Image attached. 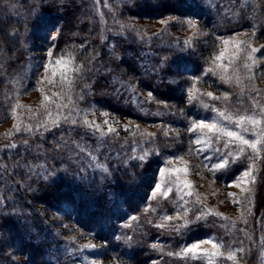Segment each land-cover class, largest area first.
<instances>
[{
  "label": "trees",
  "instance_id": "obj_1",
  "mask_svg": "<svg viewBox=\"0 0 264 264\" xmlns=\"http://www.w3.org/2000/svg\"><path fill=\"white\" fill-rule=\"evenodd\" d=\"M168 17L192 19L199 24V32L200 28H203L208 33L203 34L200 42L194 43L192 48L185 52L180 48L159 47L154 38L151 46L159 47H156L157 58H165L166 61L165 67L160 72L163 76L156 78L155 74L150 75L146 71V67H139L137 62V59H143L137 51L143 45L138 40L141 36H136L135 30L131 28L125 30L122 27L139 29L134 21H158ZM180 25V23L170 24L165 37L180 39L179 34H182L179 33ZM243 31L254 32L259 36V40L264 42V0H0V123L12 116L8 105L11 101V93L17 86L14 83L20 82L18 92L14 93L15 98L21 91H26V88H29L27 92L39 90L38 84L33 82L28 73V68L39 59L40 54L52 50L54 56L68 57L74 61L70 82L62 86L58 83L57 93L63 100V107L69 104L82 116L84 111L91 112L90 110L93 109L111 113L121 122L126 119H138L142 124H161L181 128V125L185 127L187 123L189 125L190 120H218L232 128L234 126H231V121L221 117L219 111H224L228 116L264 113V100L258 96L264 63L250 67V59L244 52L246 55L240 64L241 68L237 70L241 77L234 82H230L231 77H228L225 82L220 73L210 68L209 57L213 59L216 56L215 49L223 38ZM117 33L124 35L116 36ZM52 35H56L57 39H51ZM120 74H124V78L129 77L130 82L135 86L147 87L156 98L172 103L176 107L172 109L156 107L162 109L160 111L163 115H155L149 112L155 110L154 105H146L145 109L148 112L143 113L138 110L132 111L131 106L118 104L117 102H121L124 98V93L116 94L118 84L112 81V75ZM179 75L186 76L190 82L195 80L199 85L198 88L208 90L212 93V97L202 92L201 95H191L188 91L180 89L181 82L176 81V78H180ZM153 79L161 80V83L155 85ZM225 94L228 95L227 100L223 99ZM253 101L257 104L254 105ZM205 104L208 108L204 107ZM213 108L218 111H213ZM63 111L66 113V107ZM182 116L184 117L181 118ZM65 125L57 129L53 128L45 134L41 132V126L32 128V132L23 134L29 141L28 146L33 147V150L28 149L26 153H22L18 152L21 149L17 147L18 151L14 150L11 154L7 151L2 156L0 183L5 189L6 196L10 194L14 197L16 207L35 213L38 211L37 206L42 204L54 211L67 214L80 226L88 228L93 239L106 243L104 256L108 257L106 260L109 261H121L126 264H205L202 259L190 260L179 257L177 253L185 244L209 236L215 241L220 239L225 251L228 249L224 247L226 244L234 237H237L235 242L239 238L243 257L247 259L248 264H252L248 235L260 234L261 231L259 218L263 216L264 210V148L258 176L256 206L248 225L240 224L236 231L227 232V228L223 230L222 227L217 231L216 229L220 228L216 227L224 225L225 221L215 215H201L198 216L199 220L195 219L182 231L167 226L151 227L147 231V236L137 233L135 239H126L121 236L123 229L119 231L116 221L120 216L123 218L130 215H145L142 213L143 210L155 202L148 199L146 188L143 186L147 183L149 172L158 164V155L167 153L166 148L163 149L164 143H158L157 147L165 152H158L141 162L126 159L125 155L129 152L125 151L126 144L123 138L111 142L112 149L123 156L113 161L118 164L117 173L113 178V184L117 183V185L111 187V192L107 194L103 192L100 201L95 199L97 202L95 204L104 214L100 216L101 220L97 218L96 210L91 211L92 206L89 207L80 195L79 181L82 180L78 179L80 177L76 173L78 165L72 155L74 150H79L76 143L88 139L89 133L78 125L73 127ZM195 132L189 133L188 148L193 151L197 162L217 183L227 186L238 180L243 171L249 169L248 154L237 156L233 146L229 145L225 148L223 136L220 135L221 139L217 142L214 139L215 135L209 133L206 134L209 138L205 144H197L196 140L192 139ZM120 133L125 137L126 131ZM10 140L11 137H0V146L8 144ZM104 140L110 141L109 136L105 135ZM230 152L232 155H228ZM43 153L48 155L46 158L50 161H47L50 162L60 181L51 183L38 176L33 177L35 181L31 178L30 180L21 178L22 171H15L17 165H20L19 162L22 163L21 165L26 164L25 161L30 162L29 160L36 163V159H43L41 158ZM11 158L12 162H10ZM224 160L228 161L224 168L213 167L217 163H223ZM8 163L9 165L13 163V168L7 166ZM124 185L128 186L129 190ZM120 191L125 193V197L117 196ZM22 195L30 196L31 199L27 197L28 199L25 200ZM109 197H113V203L109 201ZM112 204L119 205L116 212H111ZM156 207L158 212L166 210L169 213L183 209V205L176 207L165 203H160ZM126 209L127 212H124ZM86 215L90 218L93 216L94 220L91 219V224L88 222L90 218L84 220L85 217L88 218ZM13 217L8 222L4 221V224L0 223V228L3 234L4 228L5 231L9 229L12 233L7 237L21 245V251L15 249L17 254L20 252L28 256L33 251L40 252L39 249H34L35 245L22 239L25 235L28 236L29 241L31 235L27 229H22L21 221L14 222ZM105 219H114L112 221L114 225H108L112 226L108 233H105V229L100 226L103 221L106 222ZM154 221L160 219L156 218ZM112 232H117L113 239L112 236H108L110 233L112 235ZM156 240L158 245L151 247ZM7 244L12 246L8 240ZM37 247L39 248V245ZM40 258L41 256L38 259ZM154 260L157 261L153 263Z\"/></svg>",
  "mask_w": 264,
  "mask_h": 264
},
{
  "label": "rangeland",
  "instance_id": "obj_2",
  "mask_svg": "<svg viewBox=\"0 0 264 264\" xmlns=\"http://www.w3.org/2000/svg\"><path fill=\"white\" fill-rule=\"evenodd\" d=\"M189 20L194 21L192 19H181L176 17H168L158 21H134L138 24L140 30L135 27L121 26L125 30L131 28L135 30L134 32L136 33V36H141L138 40L143 45L137 51L139 56L143 59H137L139 67H146V71L149 72L150 75L155 74L156 78L163 76L160 72H162V69L165 67L166 61L165 58H157V45L156 47L151 46L154 42V38L158 42L159 47L164 46L165 49H168V47L172 49L180 48L184 52L187 49H191L194 43H199L202 35H206L207 31L205 32L203 28H200L199 32V24L194 21V24L190 25L188 23ZM173 23L181 24V27H179V33H182L179 34L181 37L180 39H170L165 37L169 30L168 27ZM120 35L123 36L124 33L116 34V36ZM225 40L229 41L227 45L223 43ZM223 41L219 42L218 48L215 49L216 51L214 50L216 56L213 59L209 57V61L211 60L209 65H211L210 68L220 73L221 77H224L222 79L225 82L228 77H231L230 82H234L235 79L241 77V74H238L237 70L241 68L240 64L246 54L252 57V59H250V67L259 66L261 62L264 63V51L262 50L264 49V42H261L259 36L254 32L243 31L231 37L223 38ZM127 42L129 43V41ZM253 48L259 49V51L253 53L251 51ZM221 50H225V56L223 60L218 61L216 57L220 54ZM244 52H246V54ZM49 53H51V55H49ZM40 56L38 60L34 61L35 65L33 63L28 68V73L33 82L35 81L36 84H38L37 89L39 90H30V92H27L29 88H26V91H21L15 98L14 93L18 92L19 89L17 88L20 82L14 83L17 86L11 93V101L8 105L12 116L7 121L0 123V137H11L8 144L0 146V165H2L1 158L7 151H10L9 154H11L14 150L15 152L18 151L17 147H19L21 150L18 152L26 153V150L34 149L33 147L28 146L29 141L25 139L23 134L24 132H28L26 131L28 127L37 128L45 122L50 123L53 119H59L61 126L66 124L63 121V117L71 112L72 118L77 120L76 125L89 133L87 134L88 139H85L81 143H76V145L79 144L80 147H83L85 151L80 152L79 150H74V153H72L73 158L75 159L74 161L76 165H78L76 171L77 175L80 176L78 179L82 180L79 181V183L81 182L79 188L81 192L85 194L83 195L80 192V195L86 200L89 207L92 206L91 211L94 209L96 210V215L99 219H101L100 216H104V214L101 212L99 206L95 204V199L100 201L102 199L101 194H104L103 192H106L107 194L112 191L111 187L117 185V183L113 184V178H115L117 173L116 167H118V164L113 161L123 156L118 153V151L112 149L113 145L111 142L119 141L123 138V142L126 144L125 151L129 152L125 155L126 159L142 155L144 151L150 153L148 158L158 152H165L157 147L158 143H164L163 149L166 148L167 153L165 155H158V164L151 172H149L147 183L143 186V188H146L145 192L148 199L151 202H155L149 207L147 206V209L145 208L143 210L142 213H145V215L142 214L143 216L130 215L129 217H118L116 224L120 228L119 231L123 229L121 234L122 237L126 239H135L137 233L142 234V236H147V231L151 227L163 228L167 226L174 228L176 231H182L183 228L191 225L196 217L201 215H215L219 219L225 221L224 225L222 224V226L220 225L216 227L220 228L216 229L217 231H220L221 227L223 230H226L227 228V232H230V230L236 231L240 224L246 226L250 223L256 206V196L259 185L258 176L262 163V150L264 148V113L261 115L230 116L232 118L231 126H234L232 128L223 125V122L218 120H203L206 123L215 122L219 127L235 131L245 139L261 140V143L257 145L259 150L258 153H254L248 146L241 145L240 141L236 138H228L220 133H217L214 136V134L211 133L215 140L216 135H221L224 137L225 143L232 141L229 145L235 148L234 152L237 156L248 154V157L250 158V166L248 168H251V175L254 182H250L247 178L241 180V175L238 179L240 180L238 185V180H235L229 185L224 186L217 183L212 178L204 167L197 162L193 151L188 148L190 140L189 133L191 132L189 129L191 128L192 123L200 120H190L189 125L188 123L186 125L187 128L183 125H181V128L178 126L177 128H174L169 125H152L151 123L142 124L138 119H126L124 122H121L120 119H117L116 116L111 113L100 110L95 111L93 109L90 110L91 112L84 111V115L82 116V114L76 113L75 108L73 106L70 107L69 104L66 106L65 113L63 111L65 107L62 105L63 100L59 98L57 93V88L59 87L57 85L59 83L60 86H62L63 84H68L70 82L74 61L68 57H56L53 55L52 50H47L40 54ZM58 59L61 60V64L59 65L55 63ZM123 76L124 74L117 76L112 75V81L118 84L116 94L120 95L124 93V98H122L121 102H117L118 104L126 107L131 106L130 108L132 111L138 110L143 113L148 112V110L145 109L146 105H154L155 110L149 112H152L155 115H163L160 111L162 109L156 107L162 106L167 109L176 107L172 103H166L164 100L156 98L147 87L145 88L141 85L135 86L134 83L130 82L131 80L129 77L128 79ZM187 79L186 76L176 78V81L181 82L179 86L180 89L188 91L191 95H201L202 93L208 95V93H211L208 90L205 91L201 88L199 89V85L195 80L190 82ZM29 81L31 82V79ZM152 81H154V79ZM159 83H161V80L154 81L155 85ZM258 87V96L264 100V71ZM20 88L23 89L24 87ZM149 93H151V96H149ZM46 96L48 97L47 100H45ZM57 105H60L61 107L57 108ZM240 116H244L245 120L238 127L235 121ZM183 117L184 116L181 118ZM248 117L259 121V123H251ZM85 119L90 123L100 125L99 131L93 133L91 129L84 126L83 121ZM105 121L108 123L105 124ZM65 126L73 127L75 125L66 124ZM109 127L114 129V131L108 132ZM40 130L43 134L49 132L45 131L43 127H41ZM120 131H126L125 137ZM194 131L196 132L194 133V138L192 136L193 140H197L199 137L201 139V144H205V142L208 141L207 138H209V136L206 134H209V132L206 129L203 131ZM101 133H104L103 137H101ZM165 133H167V135H165ZM105 135L109 136L110 141L104 140ZM89 138L91 140H89ZM111 139L113 140L111 141ZM25 141H27V143H25ZM10 145H15V147H10ZM239 147H243L245 151L241 153ZM10 156L12 157L14 155ZM47 156L46 153H43L41 157L43 159H36V163H32V161L29 160L30 162L27 163V161H25L26 164L21 165L22 163L19 162L20 165H17L15 171H22L21 178L29 180L31 178V180L35 181L36 179L33 177L38 176L43 180L56 183L60 181L59 176L55 173L54 169L51 168L50 162H48L50 160L46 158ZM92 156H95L96 160H92ZM170 161L171 163H169ZM10 162H12V158L10 159ZM98 165L107 167L108 172L105 173L103 167H99ZM7 166L13 168L14 164L11 163L9 165L8 163ZM160 169L166 170L164 176L159 175ZM178 169L180 171H177ZM45 176H47V179H45ZM144 180H146V178ZM156 183L161 184V191L153 195ZM33 187L36 188L35 186ZM2 188L3 187L0 183V200L3 201L0 203V223L4 224L5 222H8L13 216L15 219V221L13 220L14 222L20 223L21 221L22 229H27L28 233L33 238L30 237L28 241V236L26 237L23 235L22 239L35 245L36 248L34 247V249H39L40 252L36 253L37 251H33L28 256L20 252L17 254L16 250L21 251V245L16 244L15 240L9 238L10 233H12L9 229H6L5 231L4 228L3 234L0 228V264H126L121 261L106 260V258H108L104 256V250L107 246L106 243H104V241L101 242L100 240H96L95 238L93 239L92 234L87 230L88 228L80 226L74 221V219L67 216V214L59 213L58 211H54L42 204L37 206L38 211L35 213L28 209H23L22 207H16L13 200L14 197L10 194L9 196H6L5 189ZM125 188L128 189V186H125ZM169 188L172 189L171 192H169L167 196L163 195V193L168 191ZM123 191H120L117 194V196H120L119 198L125 197L124 195L126 192L124 191V193ZM189 193L191 194L189 195ZM22 197L25 200L28 199L27 197L30 198V196L26 197L25 195H22ZM109 198V201L113 203V197ZM121 200L122 199H119V201ZM160 203L170 204L176 207H178V205H183V209L173 213H169L166 210L158 212L156 206ZM118 206V204H112L111 212H116ZM67 209L69 210L68 207ZM124 212H127V209ZM169 216L172 217L171 220L167 219ZM89 218V216L88 218L85 217L84 220L86 221V219ZM156 218L160 219V221H154ZM91 219L94 220L93 216H91L88 221L90 224L92 222ZM105 220L106 222L103 221L100 226L102 229H105V233H108L110 231L109 228L112 227L108 225H114L112 224L114 219ZM259 220L261 227L260 234L256 233L248 235L253 259L251 262L252 264H264V210L263 216L259 218ZM115 233L117 232H112V235H110V233L108 236H112L113 239L116 236ZM8 235L9 237H7ZM236 238L237 237H234L230 243L224 246L225 248H228L226 251L222 248L223 245L221 244L220 239L215 241L209 236L203 239H197L192 243L185 244L178 253H181L186 246H190L193 243L203 240H211L216 243L218 247L213 249L211 244H205L202 245L201 248L202 250H206V254L204 252H198L196 255L184 254L179 255V257L188 258L190 260L202 259L205 264H248L247 259L243 257L244 253L242 254V251L240 252V246L242 247V244L240 245L239 238L237 239V242H235ZM7 240L8 243H12V246L7 244ZM38 245L39 248L37 247ZM157 245L156 240L151 247ZM229 246L231 247L229 248ZM230 254H232L231 259L228 258ZM40 256L41 258L38 259ZM156 261L157 260H154L153 263Z\"/></svg>",
  "mask_w": 264,
  "mask_h": 264
},
{
  "label": "snow or ice",
  "instance_id": "obj_3",
  "mask_svg": "<svg viewBox=\"0 0 264 264\" xmlns=\"http://www.w3.org/2000/svg\"><path fill=\"white\" fill-rule=\"evenodd\" d=\"M188 23L190 25L194 24V21H191L189 20ZM51 39L55 40L57 39V36L56 35H52L51 36ZM223 43L225 45H227L229 43L228 40H225L223 41ZM239 51V49H238ZM251 51L253 53L259 51V49H256V48H253L251 49ZM49 55H51V53H49ZM224 56H225V50H221L220 51V54L216 57V59L218 61L220 60H223L224 59ZM248 59H252L251 56H248ZM57 65L61 64V60H56L55 62ZM245 67H247V65H245ZM221 78H224L223 76ZM149 96H151V93H149ZM208 96L212 97V93H208ZM48 97L46 96L45 97V100H47ZM213 99H220L219 97H213ZM224 100H227L228 99V95L225 94V96L223 97ZM253 104L256 105L257 102L256 101H253ZM61 106L60 105H57V108H60ZM66 107V105H65ZM205 108H208V105L205 104L204 105ZM213 111H218L217 109L213 108ZM219 115L221 117H223L225 120H228V121H231L232 118L228 115L225 114L224 111H219ZM248 119L251 121V123L253 124H256V123H259V121H256V120H253L251 117H248ZM245 120V117L244 116H240L236 121L235 123L237 124V126L239 127L241 125V123ZM63 121L64 123L66 124H70V125H76L77 124V120L76 119H73L72 118V113L69 112V114L67 116H64L63 117ZM108 122L105 121V124H107ZM83 124L84 126H86L88 129H91L93 131V133H95L96 131H99L100 129V125L98 124H94V123H90L89 121H87V119H85L83 121ZM41 127L44 128L45 131H50L52 128H59L60 127V120L59 119H53L51 120V122H45L44 124L41 125ZM207 130L209 133H213L214 135L217 134V133H220V134H223V136H226L228 138H236L237 140L240 141V144L241 145H246L248 146L249 148H251L253 150L254 153H258V148H257V145L261 143V140L260 139H256V140H249V139H245L243 136L241 135H238L237 132L235 131H230V130H227L226 128L224 127H219L217 125V123L215 122H212V123H206L205 121L203 120H200L198 122H194L192 123L191 125V128L189 129V131H194V130ZM26 131L28 132H32V128L31 127H28L26 129ZM114 129H112L111 127L108 128V132H113ZM104 133H101V137H103ZM165 135H167V133H165ZM221 139V136L220 135H216V140L217 142H219V140ZM25 143H27V141H25ZM196 143L197 144H200L201 143V139L198 137L197 140H196ZM232 143V141H228L225 143L224 147L225 148H228L229 147V144ZM10 147H15V145H10ZM38 148L40 147L39 145L37 146ZM76 147L79 149L80 152H84L85 149L83 147H80L79 144L76 145ZM239 151L242 153L245 151V149L243 147H239ZM150 155V153L148 151H144L142 155H138V156H133V157H129V159H134V160H137V161H141V162H144L147 160L148 156ZM228 155H232V153H228ZM92 160H96V157L95 156H92L91 157ZM171 163V161L169 162ZM228 161L227 160H224L223 163H217L215 164L213 167L214 168H217V169H222L225 167V165H227ZM99 167H103V166H100L98 165ZM103 171L105 173L108 172V168L107 167H103ZM165 169H160L159 171V175L160 176H164L165 174ZM177 171H180L179 169ZM244 178H247L250 182H254L253 180V177L251 175V168H249L248 170H245L243 171L242 173V176H241V180L244 179ZM45 179H47V176H45ZM240 183V180L237 181V185ZM155 190L153 192V195H155L157 192H160L161 191V184L160 183H156L155 186H154ZM171 188L168 189V191L164 192L163 195L167 196L169 192H171ZM191 193H189L190 195ZM3 201L0 200V203H2ZM168 220H171L172 217L169 216L167 217ZM197 220L200 219V217H196ZM246 222V221H245ZM205 244H211L212 248L213 249H216L218 247V245L216 243H214L213 241L211 240H203V241H200V242H196V243H193L191 244L190 246H186L183 251L181 253H177V255H184V254H193V255H196L198 252H204L206 254V250H202L201 246L202 245H205ZM240 251H243V249H240ZM229 259L232 258V254L229 255L228 257Z\"/></svg>",
  "mask_w": 264,
  "mask_h": 264
}]
</instances>
